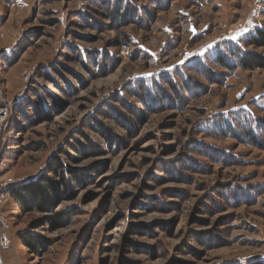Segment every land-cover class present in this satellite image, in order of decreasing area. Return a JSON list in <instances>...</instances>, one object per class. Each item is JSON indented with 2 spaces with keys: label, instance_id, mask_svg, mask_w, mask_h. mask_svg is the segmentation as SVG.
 I'll list each match as a JSON object with an SVG mask.
<instances>
[{
  "label": "rangeland",
  "instance_id": "obj_1",
  "mask_svg": "<svg viewBox=\"0 0 264 264\" xmlns=\"http://www.w3.org/2000/svg\"><path fill=\"white\" fill-rule=\"evenodd\" d=\"M126 1L129 25L106 10L125 0H0V264L264 262V70L211 63L232 42L255 51L241 41L264 30V0ZM197 60L215 83L188 69ZM224 115L232 136L212 129ZM55 159L74 175L61 226L31 229L49 215L21 213L6 190ZM31 232L38 254L21 241Z\"/></svg>",
  "mask_w": 264,
  "mask_h": 264
},
{
  "label": "trees",
  "instance_id": "obj_2",
  "mask_svg": "<svg viewBox=\"0 0 264 264\" xmlns=\"http://www.w3.org/2000/svg\"><path fill=\"white\" fill-rule=\"evenodd\" d=\"M5 1L13 3L14 0ZM125 2L124 6L122 3L119 5V7L116 5V8H114V10L113 5L107 4L106 10L107 13L111 15L114 14V19L117 21V23H121V20L125 19L126 21H128L126 23L129 25L131 23H135V21L138 20L140 16L136 9H131L126 0ZM154 16L155 14L152 13V16L150 18H153ZM146 22L149 21L146 20ZM241 43L245 47L253 48L255 51H245L243 50V46V49H241L237 44L232 42L233 46L230 48V50L225 49V52H223L221 48H218V50L216 51V56L214 58L211 57L212 65L228 72H232L236 69H240L243 71L264 70V30L255 29V31L247 35L241 41ZM256 50H259L260 52L258 53L256 52ZM109 58L110 57H108L107 55V59ZM110 59L112 60V58ZM203 63L204 62L197 60V62L195 63L196 68L188 69H190L195 74H204L206 75L207 79H212V77L214 76L212 71H209V67H207ZM179 75L180 78L183 77L181 74ZM161 80L162 83L167 84L168 87L172 89L173 93L175 92L176 86L172 84L171 77L169 78L167 75H162ZM212 80V83H215L214 78ZM187 82V79L183 77V83ZM133 84L134 83H131V85ZM135 87L140 89L142 92H145L143 96L147 99V101H149L147 96H150L149 98H151V96H154L153 89H151L147 85H144L143 82H137ZM154 87H156L155 84ZM175 94L178 95V93L176 92ZM121 98L122 96H117L116 101L122 100ZM160 98L161 96H159V99ZM169 101H171V99H169ZM230 117V115L217 117L220 123H215L212 129H216L218 134L232 136L231 133H233V126L230 122ZM260 125H262L264 133V123H260ZM244 132L246 135V139L250 140L251 143L257 145L256 139L253 135L255 133L249 130L247 131V126H244ZM210 151L214 154L213 150ZM217 155H220V153H218ZM221 157L226 158L227 155L221 154ZM226 159H230V156H228ZM67 171L68 169L65 163L60 159H55L53 163L49 164L46 169L42 173L37 175L35 178L27 181L26 183L17 184L12 188L6 190V194L13 199L15 205L21 213H29L32 211H36L43 215H49L42 219L41 224L39 221L32 223L31 229H39L42 225H45V222L54 225L56 228H59V226H61L60 221L63 220V216L58 213H55L54 210L62 201V198L65 197L66 192L70 187V183L74 178V175L70 173V176H67L69 175L67 174ZM21 241L30 253L38 254L40 253L39 251L41 249V244L44 239L39 234H33L31 232V234H28L27 237H22ZM248 264H264V262L260 260H255Z\"/></svg>",
  "mask_w": 264,
  "mask_h": 264
},
{
  "label": "built area",
  "instance_id": "obj_3",
  "mask_svg": "<svg viewBox=\"0 0 264 264\" xmlns=\"http://www.w3.org/2000/svg\"><path fill=\"white\" fill-rule=\"evenodd\" d=\"M9 104L7 100H4L0 94V152L5 146V132L9 119ZM7 182H3L0 184V188L7 189L9 187L10 180H6ZM12 186V183L11 185ZM0 228L2 229L0 232V251H6L11 246V237L9 233L10 225L6 221L4 215L0 212Z\"/></svg>",
  "mask_w": 264,
  "mask_h": 264
}]
</instances>
